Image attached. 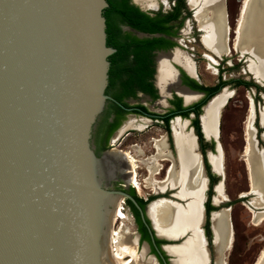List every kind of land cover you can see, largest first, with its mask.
I'll return each mask as SVG.
<instances>
[{
	"label": "water",
	"instance_id": "1",
	"mask_svg": "<svg viewBox=\"0 0 264 264\" xmlns=\"http://www.w3.org/2000/svg\"><path fill=\"white\" fill-rule=\"evenodd\" d=\"M131 2L149 14L148 7ZM108 6V0H0V264H101L103 248L109 258L113 256L110 227L114 204L121 198H128L138 210L163 264L153 236L167 240L161 247L173 264L165 247L181 243L191 233L187 228L174 236L159 234L147 213L148 203L147 224L135 199L112 185L113 181L128 185L122 175L125 168L113 174L106 170L104 157L111 153L123 159V167L127 165L122 150L110 146L96 152L92 145L95 125L106 115L105 100L110 98L105 93L109 61L118 55L106 44ZM223 11L228 27L224 5ZM123 28L138 38L158 35L128 24ZM224 43L232 46L227 33ZM251 75L256 83H264ZM251 126V149L258 153L264 172V149L257 145L252 122ZM205 137L214 142L213 151H206L208 161V153L220 146L216 136ZM194 152L204 187L201 155ZM213 171L220 174L217 183L223 189L222 170ZM170 187L172 198L162 197L185 203L188 197L175 193L179 186ZM245 194H252L247 204L264 210L263 193L249 182L238 197ZM223 208L232 236L228 205L211 213ZM129 232L139 254L144 249L142 258L157 264L147 241L138 249V233ZM208 261L205 250L203 264Z\"/></svg>",
	"mask_w": 264,
	"mask_h": 264
},
{
	"label": "bare ground",
	"instance_id": "2",
	"mask_svg": "<svg viewBox=\"0 0 264 264\" xmlns=\"http://www.w3.org/2000/svg\"><path fill=\"white\" fill-rule=\"evenodd\" d=\"M189 1L191 4L200 3L202 9L205 8V10H208V13L206 14L200 13L199 11L196 12V18L200 23V26L204 21H206V24L202 25L204 29L203 42L205 46L217 55L228 53V48L224 43L225 35L227 33L226 28L228 31V27H226L224 21V11L221 0ZM136 3L140 4L144 8L155 5L154 0H137ZM232 46L235 51H239L242 55L247 54L251 56L250 60H255V63L250 62L247 65L248 70L252 72L255 78L264 80V0H242L234 29ZM166 55H163L162 53V55L159 54L157 57L159 68L156 83L160 87L163 95L166 93L165 87L171 85L174 86L172 82L171 69L167 63V59L169 57ZM178 56L179 55L177 54H173L171 55V58H174L189 68L187 61L179 59ZM230 94V92H227V90L225 91L224 89L222 93L215 96L205 106L201 116V121L202 128L206 136L218 137L219 109H221L224 105ZM184 96L186 101L194 98L192 94L188 93H184ZM252 118V107L250 106L244 121L243 155L245 157L246 169L249 171L251 182V185L249 183V186L256 189L261 195L262 193L264 195V172H262L263 169L260 167L261 165L258 159V153L251 149L253 141L251 126ZM259 121L262 123V126H264V109H262L261 113H259ZM132 124V121H130L128 126ZM134 125L137 124L134 123ZM172 126L176 149L177 168L174 169L173 166L170 167L164 181L157 180L155 178V174L158 172L156 161L166 156L163 140H157L154 142L156 153L149 163L146 162L148 164V172L147 177L144 179V183L145 186H148L154 191L161 190L165 187V183L177 184L179 189L175 191V193L180 196L186 195L188 198L183 206H179L178 204H175V202L165 198H157L148 203L147 213L156 230L159 234L164 236L177 235L187 228L191 230L189 236L181 243L165 247L166 251H168L173 257V264H203L205 260V248L202 246L200 241L202 236L199 237L198 232L196 231V224L200 218L198 204L201 199V190L203 188L199 161L192 148V137L190 134H187L182 130V123L180 121H175ZM137 127L141 128L142 125H137ZM261 136L264 139V129L261 132ZM215 152L216 153L210 152L208 154V159L212 169L221 172L223 167L221 149L217 147ZM125 159L128 160L127 155H125ZM104 163L106 170L111 174H113L118 167H120V171L125 168L124 171L126 172L122 175L125 176L127 182L129 181L133 186L138 187V178L136 177V172L131 165L129 166V164H127L123 167V163L120 158L112 153L107 154L104 157ZM204 180L206 181L205 178ZM254 198L255 200L259 199L258 196ZM214 199H225L220 183H217L215 186ZM117 202L118 200H116L113 207V224L110 227V233L112 235L111 251L113 259L109 258L106 250L103 248L101 264H150L151 261H149V259H144L141 256L144 252L143 248L141 249L140 254L135 253V250L137 251V249L133 242L134 237L129 232V228L123 224V221L127 219L128 215L118 208ZM99 211L100 209L96 203V215ZM263 218L264 210H261L254 212L252 220L254 224H258ZM114 219H119L120 221L117 226H114ZM210 220L213 232V252L216 254L213 257L212 264H226L225 252L229 248L232 240L229 230L227 208L213 212ZM254 264H264V249L261 254L257 256Z\"/></svg>",
	"mask_w": 264,
	"mask_h": 264
},
{
	"label": "flooded vegetation",
	"instance_id": "3",
	"mask_svg": "<svg viewBox=\"0 0 264 264\" xmlns=\"http://www.w3.org/2000/svg\"><path fill=\"white\" fill-rule=\"evenodd\" d=\"M129 1L131 2V0ZM134 1L137 2V0ZM233 1L234 0H221L222 6L224 5L227 24H228L227 12L231 11V6ZM160 2L161 4H166V6L164 8L157 6L158 8L148 9L149 14L147 13L150 16L156 17L159 20V24L163 28L159 32H157L158 35H156V36H160L161 40L158 42V44L154 45L150 50L152 52L153 69H154L150 78L152 89L151 91L136 89L133 94L120 96L119 99L117 100L113 98L112 94L105 92L107 95L110 96V98H107L105 100L106 115L95 125L92 145L94 147V150L98 152L103 148L114 146V142L118 140L117 138L121 135L122 132H126V130L129 131L130 130L136 131L135 129L140 130L144 126L147 125L151 126L152 123H155L157 125L158 130L160 131L159 133L160 136L158 139L154 140V142L162 139L165 145L164 151L166 153V156L156 161V165L158 167L157 173H161L160 180L164 181L166 179L167 171L169 170V168L172 166L174 167V169L177 168L176 149H175V143L173 137L172 124L175 121H180L182 123V130L185 133L191 135L192 144L195 143L196 145L195 148L193 147V150L196 149L197 151H199L201 155V166L204 171V178L206 179L204 183V187L201 190L202 200L200 199L198 204L200 218L196 224V230L198 228L197 230L198 235L200 237L202 236L203 240L200 238L201 239L200 241L202 246H204L205 250L208 251V258H209L208 264H210V262L213 261V255L211 256V254L214 251L213 232L211 228L210 213L212 210L217 209L219 205H227V201H225L223 204L214 203V201H216L214 199L215 186L216 183L218 182V179H220V174L212 170L211 164L210 162H208L209 159L207 161L206 158V151L207 149L213 151L214 142L211 138L205 137L206 135L203 131V128L201 129L202 127L201 116L203 114L205 106L215 96L223 92L225 88L222 89V87L226 86L225 91L227 90V92L231 93V89L229 87L231 84L245 86L248 80L240 79V78H231V77L223 78L222 76H218L211 84H205L200 82L197 79V74H196V61L198 57H196L195 53L192 51L193 47L188 45L187 42H189L190 44H194L197 41L205 50H207V51L204 50L200 51L198 56L208 60L209 65L212 64L219 65L220 63L219 61L223 60L224 58L222 56L228 54V53H224L221 55H217L216 53L211 51L208 47H206L203 42L204 29L202 25L206 24L205 23L206 21H204L200 26L199 25L200 23L196 18V14H197L196 12L199 11L200 13L206 14L208 13V10H205V8L202 9L200 3H195L196 5L191 4L189 0H160ZM121 29L129 33L130 35L135 36L134 34L131 33L129 29H124L123 24H121ZM232 40H231V45H232ZM228 42H230L229 39ZM158 50H169V51L159 52L157 54L156 52ZM230 50H235V49H233V46L228 45V51ZM162 53L163 55L167 54L166 56L169 57L167 59V63L169 68L171 69L172 82L174 85V86L171 85L165 87L166 93L164 95L161 92V89L157 85V83H156L157 86L154 83L156 82V77L159 68V62L157 57L159 56V54L162 55ZM173 54H177L179 55L178 56L179 59L187 61L189 68H187L179 61L175 60L174 58H171V55ZM250 58L251 56L246 54L245 62H246L247 70H248L247 64ZM212 70H214L213 67ZM155 72H156V76L154 75ZM249 72L252 74L251 71ZM252 85L255 87L256 93H253V97H251L252 99L248 103H249V107L251 105L253 106L254 116L257 118V122L259 124V113H261V110L264 109V86H261L260 84L255 83L254 81L252 82ZM112 88L117 90L116 85ZM184 93L192 94L194 98L186 101ZM259 98H262L261 105L258 104ZM114 101L117 105H114ZM220 110L221 109H219V114H220ZM130 121H132L133 124L128 126V123ZM134 123L137 125H142V127L138 128L137 125H134ZM218 125H219V119H218ZM95 138L101 140L100 142L103 144L102 148L100 149L96 148V145L94 143ZM154 142H153L154 152L151 154L152 156L149 155L145 159L137 160L133 157L131 152L127 153L126 151L123 152L124 161L126 163L128 162L127 164H129V166L131 165V167L134 169L135 172H136L137 162L141 161V163L144 164V167L147 171V166H148L147 163L150 162V160L154 157L156 153ZM139 153H141V150L136 149L135 155H138ZM125 155H127L128 160L125 159ZM119 171H120V167H118L114 171V173ZM114 183L115 184H113V187L122 189L123 191L129 193L135 199L136 203L141 207L143 211V218L145 222L148 224L149 219L145 213L144 207L147 203L153 201L151 195L145 196V198L142 199L143 201L139 202L135 198V196L137 195L134 194L132 185L128 184L127 186H123L122 182L119 181H115ZM170 185L171 184L169 183H165L164 185L165 187H163L164 191L159 192L158 193L159 195L157 197L172 198L169 194L174 189L173 187L171 188ZM224 195H226V193H224ZM225 198L227 199V196H225ZM174 200L178 202L177 204L179 206H183L185 204L184 200L180 198L176 197L174 198ZM125 201L130 211L132 220L135 223L134 232L138 233V247L141 246L142 241H147L149 246V253L156 254L152 246V243L149 240V235L147 233L145 225L143 224V221L140 218L138 210L129 199ZM143 228L145 229L146 232L145 234L143 232ZM180 239H178L177 242H180ZM166 241L167 240L161 237L153 236V244L161 253L166 264H171L168 260V255L161 247L162 243ZM156 259H157V264H163L161 258L157 254H156Z\"/></svg>",
	"mask_w": 264,
	"mask_h": 264
},
{
	"label": "rangeland",
	"instance_id": "4",
	"mask_svg": "<svg viewBox=\"0 0 264 264\" xmlns=\"http://www.w3.org/2000/svg\"><path fill=\"white\" fill-rule=\"evenodd\" d=\"M154 1L155 5L148 7V9L158 8L159 6L164 8L166 6V4H161L160 0ZM241 4L242 0H234L231 11L227 12L229 25L227 35L229 40H232L234 37L233 28L235 29L236 20L239 15L238 7L241 8ZM196 43L198 42L196 41L194 44L187 42L188 45L193 47L192 51L195 53L196 57H198L196 61V74L200 82L211 84L218 76L248 80L245 86L237 84H231L229 86L231 94L220 110L217 139L223 162L222 192L226 193L225 196H227L228 212L233 228L231 244L225 252V261L226 264H254L257 256L261 254L264 249V218L258 224H254L252 220L254 212L259 211L261 208L252 207L247 204L252 194H245L238 197L240 191L245 192L248 189V182L251 185L249 171L246 173L247 169L245 157L243 155V147L244 121L249 109L248 102L252 99L253 93H256L255 87L252 85L254 80L251 73L246 69V54L242 55L235 50H230L227 55L222 56L224 58L219 61V65H209L208 60L198 56L200 51L207 50L199 43ZM250 62L255 63V60H249L248 64ZM212 67L214 70H212ZM261 86H264V83ZM258 104H262V98H259ZM252 125L255 129L257 145H261L264 149V143L259 138V132L263 131L264 127L258 124L256 117L252 119ZM135 130L136 131L126 130V132H122L117 138L118 140L114 142V147L120 148L122 152H131L133 157L137 160L145 159L154 152L153 142L159 138L160 131L155 123H152L151 126H144L140 130ZM136 149H140L141 153L135 155ZM136 177L138 178V187L133 186L131 182L128 181L133 187L134 194L141 199L148 195H151L152 200L157 199L159 191L151 190L148 186H145L144 179L147 177V171L144 164L140 161L137 162ZM160 177L161 173L155 174L157 180H160ZM114 182L115 181L112 182V185L115 184ZM117 206L128 215L127 219L123 221V224L129 228V231L134 232L135 223L132 220L125 199H118ZM119 222V219H114V226H117ZM135 253H139L138 250H135ZM212 255L214 257L216 255L215 252H213L211 256ZM210 264H212V262H210Z\"/></svg>",
	"mask_w": 264,
	"mask_h": 264
},
{
	"label": "trees",
	"instance_id": "5",
	"mask_svg": "<svg viewBox=\"0 0 264 264\" xmlns=\"http://www.w3.org/2000/svg\"><path fill=\"white\" fill-rule=\"evenodd\" d=\"M108 15L106 25V44L118 53L109 61V89L115 100L120 96L133 94L136 89L151 91V75L153 60L151 48L161 40L160 36L138 38L121 29V24L145 31L157 33L162 28L159 20L140 10L129 0H108ZM116 85L117 90L113 89ZM114 105H117L114 101ZM94 139L96 148L103 144ZM135 198L142 202L140 197ZM125 200H128L125 198ZM136 211V210H135ZM144 234L145 229L143 228Z\"/></svg>",
	"mask_w": 264,
	"mask_h": 264
}]
</instances>
